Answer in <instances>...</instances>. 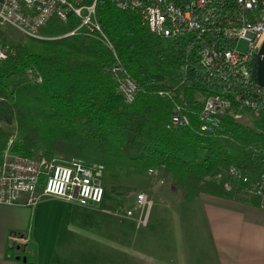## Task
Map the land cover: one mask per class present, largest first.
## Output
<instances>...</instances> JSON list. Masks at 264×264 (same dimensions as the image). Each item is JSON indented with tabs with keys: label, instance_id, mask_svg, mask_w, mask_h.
<instances>
[{
	"label": "trees",
	"instance_id": "1",
	"mask_svg": "<svg viewBox=\"0 0 264 264\" xmlns=\"http://www.w3.org/2000/svg\"><path fill=\"white\" fill-rule=\"evenodd\" d=\"M96 19L117 58L101 34L84 28L72 34L80 25L73 13L66 20L52 17L41 30L43 39L24 36L7 46L8 58L0 63V154L10 148L37 160L102 163L105 179L114 183L162 169L184 201L205 193L260 206L263 201L244 187L264 173V109L250 122L239 117L248 112L246 96L264 98V90L247 86L224 66L220 72L203 67V39L194 32L157 36L139 11L120 10L112 0H96ZM257 20L256 13L249 17ZM118 62L136 85L131 102L113 73ZM256 65L255 58L254 81ZM214 95L229 107L218 127L203 131L198 115ZM175 105L188 115L189 126L167 127ZM2 124L16 128L10 145ZM229 167L238 171L223 179L232 184L230 191L223 181L207 179Z\"/></svg>",
	"mask_w": 264,
	"mask_h": 264
},
{
	"label": "built area",
	"instance_id": "2",
	"mask_svg": "<svg viewBox=\"0 0 264 264\" xmlns=\"http://www.w3.org/2000/svg\"><path fill=\"white\" fill-rule=\"evenodd\" d=\"M120 10L139 11L149 31L157 36L169 38L188 32H194L203 39L200 50V64L220 72L221 67L228 68L231 76L257 90L262 88L253 79L251 61L261 56L257 48L264 32V0H112ZM80 19L76 33L84 28L90 34H101L106 45L114 51L113 45L102 33L96 19V0L88 5L84 0H0V27L11 25L24 36L43 39L42 28L56 16L66 20L69 14ZM256 13L258 20L250 22L249 17ZM240 40L249 42L246 51L240 52L237 44ZM8 58V47L0 35V63ZM114 76L128 102L134 98L136 85L121 64L113 68ZM123 76V77H122ZM244 106L249 114L256 118L263 111L264 98L247 95ZM229 107V101L219 95L206 98L198 115L200 128L210 131L218 127L220 116ZM190 119L180 105H175L168 128L189 126ZM9 150V149H8ZM0 164V204H35L48 198L60 199L82 206L97 207L105 198L104 181L106 167L102 163L86 164L81 159L60 157H33L15 154ZM150 169L148 174H152ZM236 177L235 167L221 170L207 179L219 183L230 191L232 184L225 177ZM245 182L246 179L243 178ZM244 192L260 198L264 202V173L252 183L246 184ZM147 195L140 192L136 196L135 206L138 209L139 225H146L152 208ZM129 216L133 213L128 212ZM14 252L24 253L28 238H14ZM24 246V247H22Z\"/></svg>",
	"mask_w": 264,
	"mask_h": 264
},
{
	"label": "crops",
	"instance_id": "3",
	"mask_svg": "<svg viewBox=\"0 0 264 264\" xmlns=\"http://www.w3.org/2000/svg\"><path fill=\"white\" fill-rule=\"evenodd\" d=\"M155 204L157 230L140 234L131 216L104 201L97 207L55 198L0 204V264H264V202L202 193ZM16 237L28 238L24 253L14 252ZM109 241L114 247L106 251Z\"/></svg>",
	"mask_w": 264,
	"mask_h": 264
},
{
	"label": "rangeland",
	"instance_id": "4",
	"mask_svg": "<svg viewBox=\"0 0 264 264\" xmlns=\"http://www.w3.org/2000/svg\"><path fill=\"white\" fill-rule=\"evenodd\" d=\"M0 35L6 44V46H11L15 43H17L20 38L24 37V35L18 31L16 28H14L11 25H5L0 27ZM43 36V35H42ZM44 37V36H43ZM264 37V33L262 34L260 41L258 43L257 48L262 50V47L264 46L262 44V39ZM249 42L246 40H240L237 44V48L240 52H245L246 48L248 46ZM239 119L243 122H250L252 120V116L249 114V112L243 113ZM3 128L7 131V134L9 136V144L10 145L17 137L16 128L15 126H8L6 124H2ZM10 151L7 149L5 152ZM14 153V152H12ZM41 153V151H39ZM19 154V153H15ZM12 156L9 153L0 154V164L4 161L8 160V158ZM60 158H65L63 156H59ZM67 159V158H65ZM120 187H117L116 183L111 182L107 180V178L104 181L105 186V198H104V207L108 209L113 208H120L121 215H128V211L131 210L133 215L131 216V220L134 222L135 231L137 234L140 233H149L154 230H157L151 223L152 217L154 216V211L157 208L156 202L160 200H175L179 199L180 196L173 190L169 178L165 175L164 171L162 169H154V172L152 174H148V176H132L131 178H123L120 180ZM143 192L147 195L148 199L151 200L152 204H154L151 213L150 218L147 221V224L139 225L137 222L138 219V209L135 206V200L138 193ZM120 195H123L121 198ZM124 200H121L123 199ZM127 197V198H126ZM103 204V202H102ZM170 214V213H169ZM107 216H110V214H106ZM135 220V221H134ZM150 220V221H149ZM142 241H137V249H142L143 245L141 244ZM108 245L110 248H107L106 251L112 250L113 243L109 241ZM114 247V246H113ZM143 252V250H140ZM148 251V250H147ZM145 250V253L147 252ZM152 252V251H149ZM153 253V252H152ZM106 258H109V255L106 254ZM137 258L138 255H137ZM137 261H140L137 259Z\"/></svg>",
	"mask_w": 264,
	"mask_h": 264
},
{
	"label": "water",
	"instance_id": "5",
	"mask_svg": "<svg viewBox=\"0 0 264 264\" xmlns=\"http://www.w3.org/2000/svg\"><path fill=\"white\" fill-rule=\"evenodd\" d=\"M256 80L258 84L264 88V46L262 47L261 56L256 65Z\"/></svg>",
	"mask_w": 264,
	"mask_h": 264
},
{
	"label": "bare ground",
	"instance_id": "6",
	"mask_svg": "<svg viewBox=\"0 0 264 264\" xmlns=\"http://www.w3.org/2000/svg\"><path fill=\"white\" fill-rule=\"evenodd\" d=\"M264 33V32H263ZM262 44L264 45V37H263V39H262Z\"/></svg>",
	"mask_w": 264,
	"mask_h": 264
}]
</instances>
